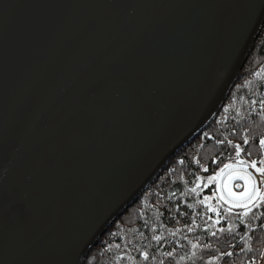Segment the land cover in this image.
Masks as SVG:
<instances>
[{"label": "water", "instance_id": "1", "mask_svg": "<svg viewBox=\"0 0 264 264\" xmlns=\"http://www.w3.org/2000/svg\"><path fill=\"white\" fill-rule=\"evenodd\" d=\"M263 19L264 0H0V264H82Z\"/></svg>", "mask_w": 264, "mask_h": 264}, {"label": "trees", "instance_id": "2", "mask_svg": "<svg viewBox=\"0 0 264 264\" xmlns=\"http://www.w3.org/2000/svg\"><path fill=\"white\" fill-rule=\"evenodd\" d=\"M261 139L264 19L212 117L116 214L82 264H264V202L257 198L247 208L230 207L217 198L215 180L209 182L237 159L256 160L260 167ZM237 145L240 157L235 155ZM259 190L264 196L263 187Z\"/></svg>", "mask_w": 264, "mask_h": 264}, {"label": "snow or ice", "instance_id": "3", "mask_svg": "<svg viewBox=\"0 0 264 264\" xmlns=\"http://www.w3.org/2000/svg\"><path fill=\"white\" fill-rule=\"evenodd\" d=\"M244 143L247 144L248 141L245 140ZM259 143L262 147H264V139H261L259 141ZM241 151H242L241 147L239 145H237L235 147L236 157H240ZM257 163L258 162L256 160H252L250 163H247L244 160L237 159L235 165L225 164L224 167L220 170V172L223 173L225 170L233 169L236 166H240L245 170L250 167V168L254 169L255 172L260 173L261 176L264 177V160L259 161V163L261 165L260 167H257ZM217 175H219V174H217ZM236 178L245 180L244 192L241 193L240 196L237 197L235 193L229 192L230 196L236 197L237 200L241 201V203L238 206L247 208L248 204L249 203L254 204L255 201L257 200V198H259L260 201L264 202V196L260 195V190L256 187V181L252 179L251 173H248L247 175H244V176H238ZM215 179H216L215 176L210 177L209 182H211ZM260 183L264 184V179H262L260 181ZM197 186H199V185H197ZM236 187L239 188L240 185L237 184ZM191 191L195 192L196 188H192ZM221 198L223 199V197H221ZM205 199H207V198H205ZM225 202L227 203L228 201L226 200ZM242 215L246 216V215H248V212L246 211ZM156 239H159V237H156ZM193 247H195V245H193ZM228 255H231V253H228ZM145 259H147V256H145Z\"/></svg>", "mask_w": 264, "mask_h": 264}, {"label": "rangeland", "instance_id": "4", "mask_svg": "<svg viewBox=\"0 0 264 264\" xmlns=\"http://www.w3.org/2000/svg\"><path fill=\"white\" fill-rule=\"evenodd\" d=\"M230 164L235 165L236 162ZM248 173H251L252 179L256 181V187L258 189L259 187H263L264 189V184L260 183V181L264 179V177L256 174L255 171H253V169L251 168H247L245 170L240 166H236L233 169L225 170L223 173L219 171L217 173L219 175H215V193L217 198L230 207H241L238 206L241 201L237 200L236 197L230 196L229 192L235 193L237 197L240 196V194L244 192L245 180L237 179L236 177L244 176ZM237 184L240 185L239 188L236 187ZM221 197H223V199ZM226 200L228 201L227 203L225 202ZM208 202L209 200L207 201V203ZM208 205L209 207H213L212 203H208Z\"/></svg>", "mask_w": 264, "mask_h": 264}]
</instances>
